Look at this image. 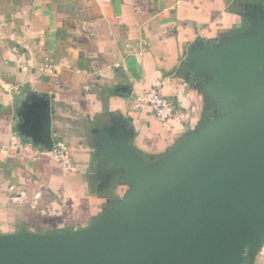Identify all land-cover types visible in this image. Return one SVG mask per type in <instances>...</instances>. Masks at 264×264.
I'll return each instance as SVG.
<instances>
[{
  "label": "crops",
  "instance_id": "0c3cea01",
  "mask_svg": "<svg viewBox=\"0 0 264 264\" xmlns=\"http://www.w3.org/2000/svg\"><path fill=\"white\" fill-rule=\"evenodd\" d=\"M263 24L264 0H0V235L80 230L110 212L132 187L124 154L159 163L218 110L206 51ZM155 87L193 113L189 126L131 110ZM43 96L75 173L14 143L34 146Z\"/></svg>",
  "mask_w": 264,
  "mask_h": 264
},
{
  "label": "water",
  "instance_id": "95a60500",
  "mask_svg": "<svg viewBox=\"0 0 264 264\" xmlns=\"http://www.w3.org/2000/svg\"><path fill=\"white\" fill-rule=\"evenodd\" d=\"M264 25V24H263ZM218 110L159 163L127 152L125 197L92 226L0 235V264H243L264 238V27L201 60ZM28 138L55 143L49 101Z\"/></svg>",
  "mask_w": 264,
  "mask_h": 264
},
{
  "label": "built area",
  "instance_id": "2783aa9c",
  "mask_svg": "<svg viewBox=\"0 0 264 264\" xmlns=\"http://www.w3.org/2000/svg\"><path fill=\"white\" fill-rule=\"evenodd\" d=\"M131 110L134 112L151 111L159 124L168 125L171 122L178 121L184 126H189L193 121V113L177 105L175 100L166 95L162 87H155L147 94L136 96L131 104ZM15 145L28 149L33 148L39 155L49 157L68 173H75L77 165L73 158V151L69 144L63 140L55 141L53 148L49 151L40 147H34L31 144H23L21 141L13 138ZM40 193L36 195L35 201L40 198ZM10 200L13 203H19L27 200L26 192H16L11 194Z\"/></svg>",
  "mask_w": 264,
  "mask_h": 264
},
{
  "label": "rangeland",
  "instance_id": "374dc122",
  "mask_svg": "<svg viewBox=\"0 0 264 264\" xmlns=\"http://www.w3.org/2000/svg\"><path fill=\"white\" fill-rule=\"evenodd\" d=\"M264 247V238L261 240V242L259 243V245H258V247H257V253L255 252L254 254H252V255H247L246 257L249 259V257L248 256H250V257H255V254H256V256H258V257H260V260L261 261H263L264 260V255H261V252H260V250L262 249ZM254 259H256V258H254ZM257 260V259H256ZM248 261H250V259L248 260ZM248 261H247V263H248ZM244 262H246V261H244Z\"/></svg>",
  "mask_w": 264,
  "mask_h": 264
},
{
  "label": "trees",
  "instance_id": "16d2710c",
  "mask_svg": "<svg viewBox=\"0 0 264 264\" xmlns=\"http://www.w3.org/2000/svg\"><path fill=\"white\" fill-rule=\"evenodd\" d=\"M243 264H246L245 262Z\"/></svg>",
  "mask_w": 264,
  "mask_h": 264
}]
</instances>
